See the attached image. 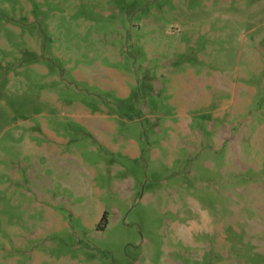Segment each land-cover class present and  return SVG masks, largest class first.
I'll return each instance as SVG.
<instances>
[{
	"label": "rangeland",
	"instance_id": "374dc122",
	"mask_svg": "<svg viewBox=\"0 0 264 264\" xmlns=\"http://www.w3.org/2000/svg\"><path fill=\"white\" fill-rule=\"evenodd\" d=\"M0 264H264V0H0Z\"/></svg>",
	"mask_w": 264,
	"mask_h": 264
},
{
	"label": "clouds",
	"instance_id": "9594fccd",
	"mask_svg": "<svg viewBox=\"0 0 264 264\" xmlns=\"http://www.w3.org/2000/svg\"><path fill=\"white\" fill-rule=\"evenodd\" d=\"M205 212H206V210H205ZM204 219H205L206 222L210 223V216L207 215V212H206V215H205Z\"/></svg>",
	"mask_w": 264,
	"mask_h": 264
}]
</instances>
